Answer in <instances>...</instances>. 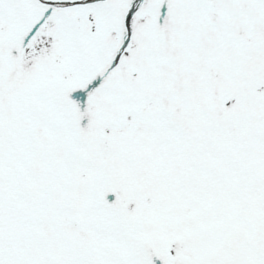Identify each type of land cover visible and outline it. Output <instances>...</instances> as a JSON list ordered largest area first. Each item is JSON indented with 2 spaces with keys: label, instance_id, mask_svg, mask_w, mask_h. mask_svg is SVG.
Masks as SVG:
<instances>
[{
  "label": "snow or ice",
  "instance_id": "6c2138e0",
  "mask_svg": "<svg viewBox=\"0 0 264 264\" xmlns=\"http://www.w3.org/2000/svg\"><path fill=\"white\" fill-rule=\"evenodd\" d=\"M0 264H264V0H0Z\"/></svg>",
  "mask_w": 264,
  "mask_h": 264
}]
</instances>
